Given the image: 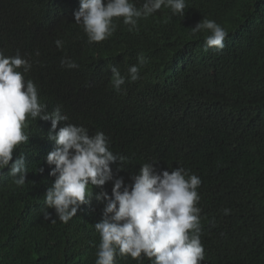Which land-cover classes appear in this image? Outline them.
I'll use <instances>...</instances> for the list:
<instances>
[{"label": "trees", "instance_id": "trees-1", "mask_svg": "<svg viewBox=\"0 0 264 264\" xmlns=\"http://www.w3.org/2000/svg\"><path fill=\"white\" fill-rule=\"evenodd\" d=\"M79 7L80 0H0V52L30 60L25 79L36 84L39 101L48 113L61 106L69 117L57 131L70 123L109 138L110 150L126 157L117 173L125 185L145 163L158 172L182 167L200 175L203 264H242L234 257L243 250H258L246 264H264V224L253 231L230 228L226 235L225 215L217 210L226 207L227 197L243 194V204L259 200L264 215V0H186L184 17L167 8L152 20L141 18L132 30L117 18L113 36L92 44L75 23ZM203 19L227 31L222 51L205 52L202 39L210 33H193ZM65 57L78 68L62 67ZM113 65L126 78L120 92L111 84ZM132 65L139 66L135 82L128 77ZM50 130L51 121L39 118L25 129L29 142L15 153L26 158L23 186L12 182L8 168L0 170V264L97 259L101 238L95 224L104 204L95 196L101 189H93L89 203L67 224L54 209L48 211L55 223L43 217L44 196L55 180L49 175L55 166L46 163L56 147ZM111 167L116 172L117 164ZM113 186H104L110 196ZM236 218L243 223L246 216ZM116 264L152 260L117 255Z\"/></svg>", "mask_w": 264, "mask_h": 264}, {"label": "clouds", "instance_id": "clouds-1", "mask_svg": "<svg viewBox=\"0 0 264 264\" xmlns=\"http://www.w3.org/2000/svg\"><path fill=\"white\" fill-rule=\"evenodd\" d=\"M167 8L173 15L184 17L186 0H107L106 3L105 0H80L74 18L92 44L113 36L117 18L122 17L123 23L132 30L138 27L141 18L152 20ZM192 31L210 33L202 39H205V52L225 48L228 33L216 21L203 19ZM55 44L60 49L64 47L59 39ZM138 61L139 65L145 63L143 56L138 57ZM61 66L78 68V64L67 57L61 60ZM21 68L23 72L19 71ZM31 69L30 60L19 53L6 57L0 52V170L8 168L12 182L23 186L28 175L26 158L15 153L19 146L29 142L25 129L31 119L50 120L48 139L54 141L56 147L48 153L46 163L55 166L49 173L55 180L44 196L45 220L56 222L48 211L54 209L58 219L67 224L82 205L89 203L93 189L99 188L95 199L104 204V208L102 220L95 224L101 238L95 264H116L117 255L138 261L146 257L152 264H203L201 209L197 206L200 175H189L182 167L158 172L153 163H145L139 173L131 177L133 183L125 185L124 178L117 177V173L124 169L126 157L110 150L109 138L103 132L90 136L85 127L70 123L57 131L60 122L68 121L69 117L61 113V106L52 113L46 111L47 106L39 101L36 84L25 79ZM110 71L112 87L120 92L126 78L115 65ZM128 77L131 82L140 79L138 65L128 68ZM113 164H117L116 172L111 167ZM110 181L114 183L111 196L104 190ZM241 198L243 194L227 197L226 207L217 209L225 215L226 235L230 228L253 231L264 224L261 202L253 199L243 204ZM238 213L246 216L243 223L237 221ZM256 253L238 251L234 260L246 264Z\"/></svg>", "mask_w": 264, "mask_h": 264}]
</instances>
